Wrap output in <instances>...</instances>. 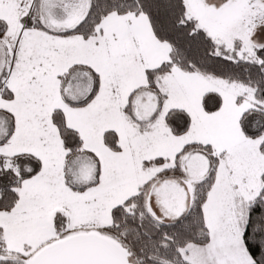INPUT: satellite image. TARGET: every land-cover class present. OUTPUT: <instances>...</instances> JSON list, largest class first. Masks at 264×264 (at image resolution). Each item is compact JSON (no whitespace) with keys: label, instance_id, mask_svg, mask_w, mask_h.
<instances>
[{"label":"snow or ice","instance_id":"obj_1","mask_svg":"<svg viewBox=\"0 0 264 264\" xmlns=\"http://www.w3.org/2000/svg\"><path fill=\"white\" fill-rule=\"evenodd\" d=\"M0 264H264V0H0Z\"/></svg>","mask_w":264,"mask_h":264}]
</instances>
